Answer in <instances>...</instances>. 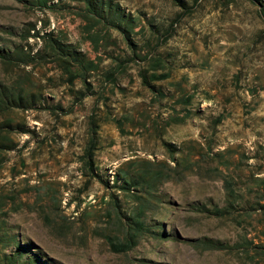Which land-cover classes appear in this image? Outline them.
<instances>
[{
	"label": "rangeland",
	"instance_id": "obj_1",
	"mask_svg": "<svg viewBox=\"0 0 264 264\" xmlns=\"http://www.w3.org/2000/svg\"><path fill=\"white\" fill-rule=\"evenodd\" d=\"M105 1L129 39L83 0H0V48L35 57L0 58L34 95L0 106V264H264V0ZM48 33L95 68L70 82Z\"/></svg>",
	"mask_w": 264,
	"mask_h": 264
},
{
	"label": "trees",
	"instance_id": "obj_2",
	"mask_svg": "<svg viewBox=\"0 0 264 264\" xmlns=\"http://www.w3.org/2000/svg\"><path fill=\"white\" fill-rule=\"evenodd\" d=\"M30 1V0H29ZM86 4V12L87 14L91 15L93 18L97 19L99 22H106L113 27H116L122 30L124 33L127 34V38L130 28L133 27L135 24V20L132 19L131 16L126 15L119 5H113L110 1L105 0H83ZM32 4L38 7L44 8H52V5H49V0H31ZM262 14L264 16V5H263ZM89 19V18H88ZM35 28L31 27L28 31V35L25 36L27 39L30 34L31 30ZM38 35V34H37ZM48 44H49V51L53 53L56 58L61 62V65L66 69L69 73L70 78L69 81L73 82L76 77H78L79 72L76 73L72 69L73 67H78V69L84 70H91L95 68L93 61H88L84 54L71 46L70 44H65L61 40L54 38L52 33H48ZM34 54L31 51L25 52L24 48L21 46H17L14 49H7L0 48V58L7 62H13L15 58L19 60L20 63L29 65L32 60H34ZM165 77L164 75L158 76L153 75V78H160ZM33 94L26 93L24 90H17L14 87H6L2 86L0 88V106L5 105L4 103H8L11 105L14 103L15 105H28L29 103L33 102ZM30 100V101H28ZM3 103V104H2ZM91 153V150H89ZM137 185L134 181L132 176H125L123 180L122 187L126 188L127 190H131L133 186ZM141 213V212H138ZM217 215H223L224 210L221 208H217L215 210ZM145 223L141 219H137L134 221L133 226L129 227L127 238L124 242H115L113 239L109 238L110 244L112 248L117 252H125L129 249H132L138 242L141 234L144 232ZM27 246V245H26ZM26 246H19L18 250L25 251ZM25 248V249H24ZM19 254V253H18ZM264 254V252H262ZM37 256V255H35ZM16 260L14 257H11L10 261ZM32 264H48L46 261H42L41 258L38 256L32 259Z\"/></svg>",
	"mask_w": 264,
	"mask_h": 264
}]
</instances>
